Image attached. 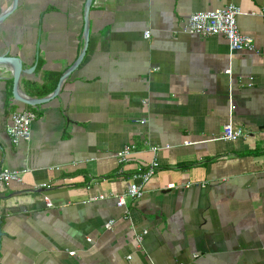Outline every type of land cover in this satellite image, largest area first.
Returning <instances> with one entry per match:
<instances>
[{
  "label": "crops",
  "instance_id": "crops-1",
  "mask_svg": "<svg viewBox=\"0 0 264 264\" xmlns=\"http://www.w3.org/2000/svg\"><path fill=\"white\" fill-rule=\"evenodd\" d=\"M86 2L24 0L0 26V54L36 65L26 95L52 93L78 59ZM231 3L255 50L184 30ZM89 19L86 55L49 101H16L0 68V170L24 171L0 185V262L264 264V0H92ZM24 110L31 138L15 144L6 126ZM230 118L245 136L220 138ZM154 160L126 211L117 197Z\"/></svg>",
  "mask_w": 264,
  "mask_h": 264
},
{
  "label": "built area",
  "instance_id": "built-area-1",
  "mask_svg": "<svg viewBox=\"0 0 264 264\" xmlns=\"http://www.w3.org/2000/svg\"><path fill=\"white\" fill-rule=\"evenodd\" d=\"M241 13L239 6L235 4H228L225 7L215 10H201L193 13L188 22L186 23L184 30L192 33L199 34L201 36H224L232 51L243 50H255L254 40L251 36L245 35L240 31L238 24V16ZM145 36H150V31L145 32ZM36 114L30 110L16 111L10 116L9 123L6 126V131L11 140L15 144H19L24 141H29L31 138V128ZM246 130L241 126H235L232 118L223 126L221 139L224 140H238L245 136ZM135 146L127 144L117 154L118 161L121 164H125L132 153ZM157 149V148H153ZM159 167L158 161L154 160L150 164L139 167L133 174V181L128 186L126 193L117 197V204L120 207L127 209V198L136 200L141 199L144 196V183L147 182L152 176H154ZM24 171L11 170L3 168L0 170V185H8L13 181L23 182ZM141 179V183H137L136 180ZM40 187H49L48 183L40 185ZM114 224V220H110L107 224V228H111ZM146 233V231L144 232ZM142 239V236L139 237Z\"/></svg>",
  "mask_w": 264,
  "mask_h": 264
},
{
  "label": "water",
  "instance_id": "water-1",
  "mask_svg": "<svg viewBox=\"0 0 264 264\" xmlns=\"http://www.w3.org/2000/svg\"><path fill=\"white\" fill-rule=\"evenodd\" d=\"M22 0H12L10 5L0 13V25L10 17L20 6ZM92 4V0H87L85 5V13H84V20H85V27L83 31V50L80 53L76 62L63 74L60 79V82L57 88L50 93L49 95L43 98H34L32 96L26 95L20 86L21 78L24 74H31L35 71L36 65H33L30 68H25L23 64V59L21 55H14L9 51L0 54V68L7 69L13 78V86H12V95L16 101L22 102L28 105H38L41 103H45L49 101L51 98L55 97L59 94V91L62 87L64 80L69 76V74L80 64L82 59L85 57L87 48H88V41L90 36V7ZM6 198V196H2L0 193V199ZM1 239V234H0ZM1 246V240H0ZM2 264V262H0Z\"/></svg>",
  "mask_w": 264,
  "mask_h": 264
},
{
  "label": "rangeland",
  "instance_id": "rangeland-1",
  "mask_svg": "<svg viewBox=\"0 0 264 264\" xmlns=\"http://www.w3.org/2000/svg\"><path fill=\"white\" fill-rule=\"evenodd\" d=\"M12 0H0V12L5 10L11 3ZM24 0H22L23 2Z\"/></svg>",
  "mask_w": 264,
  "mask_h": 264
},
{
  "label": "flooded vegetation",
  "instance_id": "flooded-vegetation-1",
  "mask_svg": "<svg viewBox=\"0 0 264 264\" xmlns=\"http://www.w3.org/2000/svg\"><path fill=\"white\" fill-rule=\"evenodd\" d=\"M21 3H22V2H21ZM1 25H2V24H1ZM1 25H0V26H1Z\"/></svg>",
  "mask_w": 264,
  "mask_h": 264
}]
</instances>
